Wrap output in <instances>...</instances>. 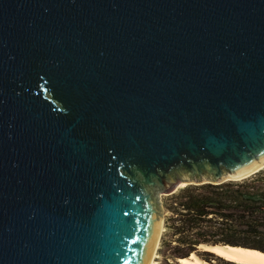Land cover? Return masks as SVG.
<instances>
[{
	"label": "water",
	"instance_id": "1",
	"mask_svg": "<svg viewBox=\"0 0 264 264\" xmlns=\"http://www.w3.org/2000/svg\"><path fill=\"white\" fill-rule=\"evenodd\" d=\"M262 168L264 0H0V264H152L159 193Z\"/></svg>",
	"mask_w": 264,
	"mask_h": 264
},
{
	"label": "trees",
	"instance_id": "2",
	"mask_svg": "<svg viewBox=\"0 0 264 264\" xmlns=\"http://www.w3.org/2000/svg\"><path fill=\"white\" fill-rule=\"evenodd\" d=\"M165 229L158 258L179 263L197 253L216 264H229L205 244L232 245L264 252V168L238 180L221 183L184 184L164 200Z\"/></svg>",
	"mask_w": 264,
	"mask_h": 264
},
{
	"label": "bare ground",
	"instance_id": "3",
	"mask_svg": "<svg viewBox=\"0 0 264 264\" xmlns=\"http://www.w3.org/2000/svg\"><path fill=\"white\" fill-rule=\"evenodd\" d=\"M184 184L185 183H181L180 186H183ZM200 248L212 252L224 260L236 262L237 264H264V252L259 249L232 245L209 246L205 244L201 245ZM180 262L182 264H215L213 262L200 260L194 253L187 258H181Z\"/></svg>",
	"mask_w": 264,
	"mask_h": 264
},
{
	"label": "rangeland",
	"instance_id": "4",
	"mask_svg": "<svg viewBox=\"0 0 264 264\" xmlns=\"http://www.w3.org/2000/svg\"><path fill=\"white\" fill-rule=\"evenodd\" d=\"M181 187V186H180ZM179 188V187H178ZM169 193H164V192H162V193H159V200H160V203H161V206H162V208H163V210H164V220H163V231H162V234H163V232H164V229H165V218H166V215H167V212H166V208H165V205H164V200H165V198L167 197V195H168ZM161 238H162V236H161ZM161 242V241H160ZM159 246H160V244H159ZM243 247V246H242ZM247 248H250V247H247ZM251 249H255V248H251ZM200 251H203V249L202 248H200L199 249ZM209 252V251H208ZM216 258H221V257H219V256H217L216 254H214V253H212ZM158 251H157V253H156V256H155V258H154V260H153V262H152V264H166V262H165V260L162 258V257H160V258H158ZM224 260V259H223ZM178 262L179 263H176V264H182L179 260H178ZM229 264H235V263H232V262H228Z\"/></svg>",
	"mask_w": 264,
	"mask_h": 264
}]
</instances>
